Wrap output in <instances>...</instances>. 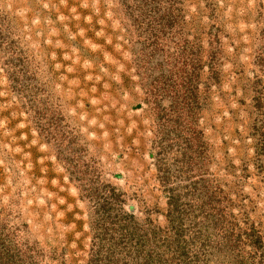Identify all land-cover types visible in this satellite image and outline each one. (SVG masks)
Returning <instances> with one entry per match:
<instances>
[{"label":"rangeland","instance_id":"obj_1","mask_svg":"<svg viewBox=\"0 0 264 264\" xmlns=\"http://www.w3.org/2000/svg\"><path fill=\"white\" fill-rule=\"evenodd\" d=\"M0 264H264V0H0Z\"/></svg>","mask_w":264,"mask_h":264}]
</instances>
